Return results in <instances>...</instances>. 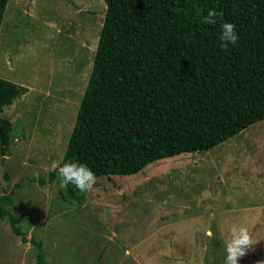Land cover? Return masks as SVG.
<instances>
[{
  "label": "rangeland",
  "instance_id": "obj_1",
  "mask_svg": "<svg viewBox=\"0 0 264 264\" xmlns=\"http://www.w3.org/2000/svg\"><path fill=\"white\" fill-rule=\"evenodd\" d=\"M105 11L103 0L6 5L0 78L26 91L1 113L13 129L9 152L0 155V196L13 190L10 209L26 241L0 219V264H37L36 243L42 264H224L233 225L253 240L238 264H264V119L207 151L97 178L78 202L58 174L49 180L74 125Z\"/></svg>",
  "mask_w": 264,
  "mask_h": 264
},
{
  "label": "trees",
  "instance_id": "obj_2",
  "mask_svg": "<svg viewBox=\"0 0 264 264\" xmlns=\"http://www.w3.org/2000/svg\"><path fill=\"white\" fill-rule=\"evenodd\" d=\"M8 1L0 0V26ZM103 1V25L61 165L86 164L97 178L130 176L157 160L207 151L264 119V0ZM210 9L215 25L202 22ZM224 22L238 35L226 50L219 40ZM25 91L0 78L1 156L13 129L2 110ZM67 194L76 202L82 196L72 184ZM12 196L13 190L0 196V219L25 242Z\"/></svg>",
  "mask_w": 264,
  "mask_h": 264
},
{
  "label": "clouds",
  "instance_id": "obj_3",
  "mask_svg": "<svg viewBox=\"0 0 264 264\" xmlns=\"http://www.w3.org/2000/svg\"><path fill=\"white\" fill-rule=\"evenodd\" d=\"M204 24H216V12L210 9L202 21ZM219 40L221 48L226 50L229 45L238 42L236 26L229 22L221 24ZM51 170L56 171L61 178L60 187H67L69 184L75 186L77 190L84 193L90 191L96 182L95 173L86 165L69 161L61 165L58 161L51 165ZM211 235V233H209ZM253 246L252 237L246 227L233 225L229 229V238L225 241L224 264H238L239 258L246 255V250Z\"/></svg>",
  "mask_w": 264,
  "mask_h": 264
}]
</instances>
